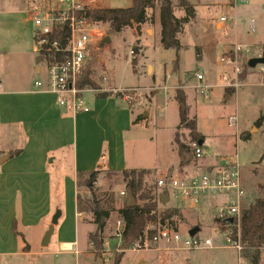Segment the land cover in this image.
Returning <instances> with one entry per match:
<instances>
[{
  "label": "rangeland",
  "instance_id": "obj_1",
  "mask_svg": "<svg viewBox=\"0 0 264 264\" xmlns=\"http://www.w3.org/2000/svg\"><path fill=\"white\" fill-rule=\"evenodd\" d=\"M50 1L52 8L59 6L56 0ZM185 1L192 5L196 19L184 26L179 37V56L175 50H164L160 37H144L141 43H138L130 27L111 36L107 30L105 38H110L112 43H104L99 50L95 49L90 58L94 71L92 79L97 85V88L91 89L98 94H110L114 86L125 89L122 95L132 98L129 103L133 104V110L141 115L142 119L143 115L149 118L151 114L150 119L137 128L135 135L128 136V157L130 161L136 160V167L160 170L178 165L177 150L172 148L176 133L187 147L191 143L190 131L185 128L178 130L180 117L175 93L177 88L183 85L190 106V118L196 120L198 131L205 136L208 154L219 159H238L244 183L248 188L247 203L245 202L244 207L246 208L253 204L257 197H264V126L256 125L258 120L264 117V65L248 69L243 76L245 81L239 89H231L233 93L230 95L228 88H225L226 82L221 81L220 77L224 74L232 75L233 69L220 65V59L234 47L237 39L243 43L257 39L264 41V0H250L248 3H241L243 0H239L237 5L233 4L236 7L230 6V9L227 7L229 0ZM30 2L31 0H0V80L4 78V68L11 73L14 69H19L18 72L30 71L37 66L36 61L40 56L33 52L35 28L33 22L28 20L32 11L28 6ZM173 2L174 12L179 18L186 17L192 11L179 9L178 0ZM86 4L91 7L99 4L113 8H129L131 0H87ZM70 6L71 1L68 0L61 8L67 9ZM235 12L239 20L238 36L234 30ZM223 16L227 21L223 22V30L219 31L215 24L220 22ZM253 22L256 25L254 31ZM139 45L143 47V51ZM131 51L136 53V66L133 65ZM262 54L263 49L256 52L254 47L243 46L240 64L244 68L251 59L261 57ZM177 60L180 69L178 73H174ZM43 65L40 67L43 68ZM148 65L150 66L147 67ZM199 73L204 76L203 82L197 80ZM29 77L31 80L40 78L35 71H32ZM199 85L209 88L207 97L200 95L197 89ZM130 88L135 90H127ZM86 97L89 100L91 94ZM245 133H248L250 139L241 138ZM188 149L182 152L178 149L180 166L197 164ZM151 171L152 174L146 178L145 184L148 187H156L159 179L165 176L158 171ZM118 177L102 172L97 177L94 188L97 191L114 193L116 209L119 210L126 200V196L122 197L120 193L126 192V189ZM79 195L83 199L91 197L84 180L80 182ZM178 203L172 199L165 206L161 204L160 209L174 208ZM180 210L184 215L183 221L177 223L180 232L186 235L191 226L200 225L201 229L197 234L199 238L211 239L215 248L228 246L226 238L215 232L216 229L224 230V226L215 223L214 210L205 207ZM81 219L83 223L80 228V248L87 249L81 255L59 251L52 245L48 249L40 248L31 256L9 264H114L115 258L120 255L123 256L121 264H130L133 259L141 256L130 253V248L122 249L120 228L123 222L119 213L112 214L105 232L104 251H98V254L89 240L90 235L95 232L92 216L82 214ZM242 261L237 250H205L167 253L162 264H243Z\"/></svg>",
  "mask_w": 264,
  "mask_h": 264
},
{
  "label": "crops",
  "instance_id": "obj_2",
  "mask_svg": "<svg viewBox=\"0 0 264 264\" xmlns=\"http://www.w3.org/2000/svg\"><path fill=\"white\" fill-rule=\"evenodd\" d=\"M35 1L37 2L31 0L28 4L32 8L28 19L31 22L38 10L52 6L50 0ZM171 1L174 3L173 0ZM73 2L83 9L113 8L99 4L91 7L86 4L87 0H73ZM227 3L229 9L230 6L235 8L237 5H233L234 0H229ZM192 13L195 14L193 8L189 15ZM151 14L152 12L148 11V16ZM234 17V30L238 36L239 20L236 12ZM105 26L109 30L108 25ZM215 27L222 31V20L216 23ZM131 30L138 43H141L144 37L148 39L160 37L161 41L162 29L158 14L153 24L146 23L139 29L133 27ZM150 32L153 34L151 35ZM33 37L35 40L34 29ZM105 41L106 38L100 46L104 45ZM237 41L235 45L254 47L256 52L263 49L264 52L263 40L244 43L238 39ZM110 42L112 43L111 39ZM139 46L143 51V47ZM33 52L36 53V47ZM41 64L45 65L42 61L40 64L36 63L34 69L22 72L14 69L8 73L9 70L4 68V78L0 80V264L22 260L38 249H48L52 245H55L59 251L76 255H81L87 250L80 248V228L83 220L77 206L79 173H89L100 168L111 172L145 169L158 171L165 177L197 176L205 172L209 166L217 165L221 160L215 155L208 154L209 157L193 166H180L179 148L177 149L175 142L176 133L175 144L172 146L178 154L176 167H164L160 170L136 167V160L130 161L128 157L127 138L130 134H134L139 126H143L150 119L151 114L149 118L143 115L142 119L141 115L130 108L126 96L122 95L125 89L116 86L113 92L107 93L108 96L104 98L99 97L101 94L96 91L88 93L91 94L89 100L86 97L87 104L91 108L89 113L75 115L70 110L61 109L54 94L35 88L37 81L46 78V67L44 65L43 68L40 67ZM32 71H35L40 78L31 80L29 76ZM133 89L135 90V88L127 90ZM137 118L140 120L134 123ZM202 143L207 149L205 136ZM190 151L192 152L191 148ZM243 184L248 196V188L244 180ZM174 208L184 210L179 203ZM56 215H58V223L48 246L44 247V237ZM210 250L237 249L228 245ZM180 251L183 250L161 244L157 250L136 254L141 256L133 259L130 264H162L167 253ZM238 256L241 258L239 251ZM242 262L247 263L245 260Z\"/></svg>",
  "mask_w": 264,
  "mask_h": 264
},
{
  "label": "built area",
  "instance_id": "obj_3",
  "mask_svg": "<svg viewBox=\"0 0 264 264\" xmlns=\"http://www.w3.org/2000/svg\"><path fill=\"white\" fill-rule=\"evenodd\" d=\"M56 1L59 5L57 8L47 6L33 16L36 53L43 58L46 67V78L37 81L35 88L54 94L61 109L70 110L75 115L89 113L91 108L87 104L86 94L95 90L80 87V82L83 80L92 52L100 49V43L108 29L105 25L90 20L85 9L77 6L73 0H70L71 6L68 9L61 8L68 0ZM249 1L243 0L241 3ZM234 2L237 4L239 0ZM221 20L227 21L225 17ZM255 28L253 22L252 30ZM242 49V46L235 45L220 59V65L233 69L232 75L224 74L220 77L221 81L226 82V88L239 89L241 86ZM131 55L133 58L136 57L134 51H131ZM197 80L203 82L204 76L197 74ZM197 89L201 96L209 95L207 86L199 85ZM131 99L126 96L127 101ZM189 147L197 162L209 157L202 141L191 142ZM158 187L164 195L169 194L170 200L179 202L183 209L195 210L205 207L214 210L215 219L224 226V230L216 229V232L226 238L228 245L241 253L242 246L233 241L232 236L234 228L239 227L247 192L243 184L242 167L236 157L221 158L217 165L209 166L205 172L197 176L168 175L158 181ZM120 194L122 197L126 196L125 192ZM155 230L156 226H150L144 239L134 243L130 247V252L139 254L154 251L161 244L183 251L214 248L211 239H201L198 235L191 237L189 233L184 235L180 230L173 228H165L157 235L150 236L149 232Z\"/></svg>",
  "mask_w": 264,
  "mask_h": 264
},
{
  "label": "trees",
  "instance_id": "obj_4",
  "mask_svg": "<svg viewBox=\"0 0 264 264\" xmlns=\"http://www.w3.org/2000/svg\"><path fill=\"white\" fill-rule=\"evenodd\" d=\"M180 8L190 11L192 6L184 0H179ZM87 16L96 23L108 25L109 34L114 35L122 32L126 28L137 27L138 29L146 23H154L156 12H158L161 24V45L164 50H175L177 56L181 44L179 37L183 32L184 26L190 23L195 14L187 15L184 18H178L174 12V6L171 0H132L129 8H112V9H85ZM151 11V16H148ZM136 48V47H135ZM137 52V49H135ZM136 54V53H135ZM89 60L85 70L83 80L80 82L82 88H97L95 81L92 79L93 72ZM133 65H137V57L133 58ZM180 69L179 60L175 62L174 73H178ZM250 69L248 63L244 65L243 73L240 76L241 82L246 78L243 76ZM228 94H232L231 88H228ZM175 99L179 107L180 128L190 131L191 142L204 141V136L199 133L195 119L190 118V106L188 105L187 95L183 91V85L179 86L175 93ZM107 93L99 95V97H107ZM130 108L133 109V104ZM140 119L137 118L134 123ZM258 127L264 126V117H261L257 124ZM242 139H250L248 133L241 135ZM177 147L182 152L188 149L184 143L179 140L178 133L175 137ZM190 149V148H189ZM188 149V150H189ZM102 172L119 176L126 189V200L122 208L116 209L115 194L109 191H97L94 184L97 177ZM152 174L151 170H124L121 172L105 171L98 169L89 173H79L78 188L80 182L84 180L91 197L83 199L79 194L77 197V206L80 214H90L92 216V224L95 226V232L89 237L90 243L94 246L97 254L98 251H104L105 232L112 214L119 213L123 226L120 228L121 247L123 250L129 249L134 243L144 239L148 228L156 226L155 231H151L150 236L157 235L159 231L165 228L178 229V221H183L184 215L178 208H168L161 210L160 198L164 195L158 184L155 187H148L145 184L146 178ZM131 198H134L136 205L129 207ZM215 223L220 226L222 222L215 219ZM194 228L201 229L200 225L191 226L189 230ZM232 236L233 241L240 243L242 251L241 258L248 264H263L264 250V198H258L249 207L244 208L240 219L239 227L234 228ZM95 252V254H96ZM96 254V255H97ZM123 256H118L114 260V264H121Z\"/></svg>",
  "mask_w": 264,
  "mask_h": 264
},
{
  "label": "water",
  "instance_id": "obj_5",
  "mask_svg": "<svg viewBox=\"0 0 264 264\" xmlns=\"http://www.w3.org/2000/svg\"><path fill=\"white\" fill-rule=\"evenodd\" d=\"M190 14H191V12H190ZM106 42L109 43V42H110V38L106 39V41H105L104 43H106ZM104 43H103V44H104ZM42 61H43V58H42V57H39V58L37 59L36 63H37V64H40ZM248 65H249V67H250L251 69H254V68H256V67L259 66V65H264V52H263V55H262L261 57L251 59V60L249 61ZM160 200H161L162 205H164V206L167 205L168 202L170 201L169 194L166 193L165 195H163V196L160 198ZM135 205H136V203H135L134 198H131V201H130L129 207H133V206H135ZM232 221H233V220L231 219L230 222H232ZM57 223H58V215H56V216L53 218V220H52V225L50 226L49 230L46 232V235H45V237H44V241H43V246H44V247H47V246H48V244H49V242H50V240H51V238H52V235H53V233H54V228H55V226L57 225ZM198 232H199V229H198V228H194V229H192V230L189 232V235H190L191 237H194V236H196V235L198 234Z\"/></svg>",
  "mask_w": 264,
  "mask_h": 264
}]
</instances>
